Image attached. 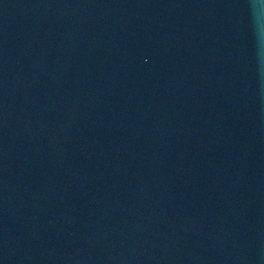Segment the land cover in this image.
Instances as JSON below:
<instances>
[{"label":"water","instance_id":"95a60500","mask_svg":"<svg viewBox=\"0 0 264 264\" xmlns=\"http://www.w3.org/2000/svg\"><path fill=\"white\" fill-rule=\"evenodd\" d=\"M0 264H264V0H0Z\"/></svg>","mask_w":264,"mask_h":264}]
</instances>
